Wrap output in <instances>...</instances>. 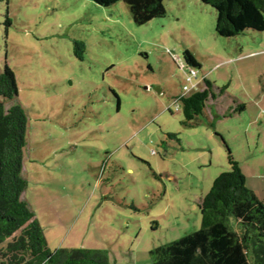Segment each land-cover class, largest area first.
<instances>
[{
	"label": "rangeland",
	"instance_id": "rangeland-1",
	"mask_svg": "<svg viewBox=\"0 0 264 264\" xmlns=\"http://www.w3.org/2000/svg\"><path fill=\"white\" fill-rule=\"evenodd\" d=\"M164 3L165 16L139 25L123 1L0 0V73L8 64L19 86L5 106L28 117L23 198L53 250L154 264L153 248L200 228L202 196L230 170L232 120L214 123L208 103L187 125L174 103L187 83L185 51L210 68L264 47V30L220 36L211 5ZM262 68L263 56L239 58L212 77L232 78L233 89L263 80Z\"/></svg>",
	"mask_w": 264,
	"mask_h": 264
},
{
	"label": "trees",
	"instance_id": "trees-1",
	"mask_svg": "<svg viewBox=\"0 0 264 264\" xmlns=\"http://www.w3.org/2000/svg\"><path fill=\"white\" fill-rule=\"evenodd\" d=\"M92 1L102 6L125 2L139 25L167 13L165 0ZM202 1L216 10V31L220 36L264 30V0ZM84 47L83 42H76L80 58ZM185 61L189 66H200L189 50L185 51ZM206 85L204 90L180 98L187 125L204 114L209 100L216 98L215 84L206 80ZM216 88L218 94H223L227 85ZM18 93L16 74L6 64L0 73V264H117L104 250L49 247L41 223L23 198L28 186L23 173L28 117L20 104L5 106V100ZM243 109L240 104L236 112ZM227 150L230 170L214 179L199 202L200 228L153 248L150 253L154 264H264V201L247 185L228 145Z\"/></svg>",
	"mask_w": 264,
	"mask_h": 264
},
{
	"label": "crops",
	"instance_id": "crops-1",
	"mask_svg": "<svg viewBox=\"0 0 264 264\" xmlns=\"http://www.w3.org/2000/svg\"><path fill=\"white\" fill-rule=\"evenodd\" d=\"M246 47L249 50L247 53L242 54L241 52L237 57L222 59L210 68H207L203 61L196 57L200 63V66L197 67L199 78L195 79L196 90L190 91V94L204 90L207 86L206 80L212 81L216 87L227 85L223 94H218V88H214L216 98L209 100L210 108L207 106L206 113L217 125H225L232 120V126L235 129L228 130L230 136H223L228 141V137L232 135L235 137H232L233 140L238 138L231 146L232 154L246 176L247 185L264 201V79L249 81L250 83L245 79H240L232 89V78L212 77L215 69L232 60L264 57V47L257 49L251 48L249 45ZM262 71L264 72V68ZM240 104L244 105V109L236 112V107ZM220 131L222 134L224 133L223 130Z\"/></svg>",
	"mask_w": 264,
	"mask_h": 264
},
{
	"label": "built area",
	"instance_id": "built-area-1",
	"mask_svg": "<svg viewBox=\"0 0 264 264\" xmlns=\"http://www.w3.org/2000/svg\"><path fill=\"white\" fill-rule=\"evenodd\" d=\"M197 78H199V69L197 67H194V66H189V68H188V70L186 72V81H187V83H185L183 85L184 93L181 96L186 95L190 91L196 90L195 79H197ZM181 96L177 97L175 99V101H174L177 110L180 109L179 102H180Z\"/></svg>",
	"mask_w": 264,
	"mask_h": 264
}]
</instances>
